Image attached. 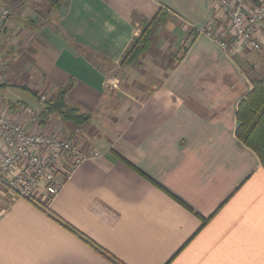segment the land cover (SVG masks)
<instances>
[{
    "label": "crops",
    "instance_id": "crops-1",
    "mask_svg": "<svg viewBox=\"0 0 264 264\" xmlns=\"http://www.w3.org/2000/svg\"><path fill=\"white\" fill-rule=\"evenodd\" d=\"M12 1L0 111L28 122L19 106L44 103L13 90L50 99L73 82L68 102L91 120L37 129L101 155L59 173L52 198L0 186V264H264V166L236 134L264 76V23L261 52L228 54L200 31L217 23L212 0ZM146 24L147 49L125 62Z\"/></svg>",
    "mask_w": 264,
    "mask_h": 264
},
{
    "label": "built area",
    "instance_id": "built-area-1",
    "mask_svg": "<svg viewBox=\"0 0 264 264\" xmlns=\"http://www.w3.org/2000/svg\"><path fill=\"white\" fill-rule=\"evenodd\" d=\"M217 23L200 29L228 54L246 50L262 51L264 0H212ZM12 11L0 6V39ZM5 75L0 73V81ZM49 98L41 95L44 103ZM19 110L28 116L22 122L0 111V186L16 196L35 201L40 193L51 198L61 186L59 173L70 177L90 156L79 144L61 135L38 130L39 112L21 104Z\"/></svg>",
    "mask_w": 264,
    "mask_h": 264
},
{
    "label": "trees",
    "instance_id": "trees-1",
    "mask_svg": "<svg viewBox=\"0 0 264 264\" xmlns=\"http://www.w3.org/2000/svg\"><path fill=\"white\" fill-rule=\"evenodd\" d=\"M156 19H154L155 21ZM28 24L35 23L32 19H24ZM153 22V21H151ZM149 25L144 26V31L136 37V40L128 48L124 61L139 60L148 47L149 39L144 34L148 31ZM146 31V32H145ZM73 87V82L64 85L53 98L44 102V107L39 111L40 125L47 124L51 116H58L64 124L70 123L74 126H81L92 118L90 111H83L75 103L68 102V93ZM26 88V87H23ZM31 93L40 99L39 92L27 88ZM14 108V106H11ZM238 127L237 136L259 155L264 166V76L254 80L252 91L240 102L237 111Z\"/></svg>",
    "mask_w": 264,
    "mask_h": 264
},
{
    "label": "rangeland",
    "instance_id": "rangeland-1",
    "mask_svg": "<svg viewBox=\"0 0 264 264\" xmlns=\"http://www.w3.org/2000/svg\"><path fill=\"white\" fill-rule=\"evenodd\" d=\"M11 2L13 3L12 0H0V6L6 5V6L10 7V9L14 8L15 10L12 9V13L14 11V14H15V13L18 12V9H20L22 6L21 5L19 7L16 6V8H15V7L12 6L13 4ZM14 4H17V3L14 2ZM28 11L29 10H25V12H28ZM20 12H22V11H20ZM2 53L5 54L6 50L3 49ZM1 70H3V69H1ZM0 94L3 95L4 93H2L0 91ZM8 98H10V100H13V101L28 100V102H34V99H35V97L32 95V93L29 91V89H23V88H19V89L13 90L12 94L10 96H8Z\"/></svg>",
    "mask_w": 264,
    "mask_h": 264
}]
</instances>
